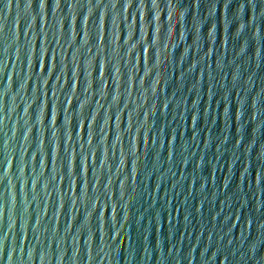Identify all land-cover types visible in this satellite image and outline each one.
I'll return each instance as SVG.
<instances>
[{
	"label": "water",
	"instance_id": "water-1",
	"mask_svg": "<svg viewBox=\"0 0 264 264\" xmlns=\"http://www.w3.org/2000/svg\"><path fill=\"white\" fill-rule=\"evenodd\" d=\"M0 264H264V0H0Z\"/></svg>",
	"mask_w": 264,
	"mask_h": 264
},
{
	"label": "clouds",
	"instance_id": "clouds-1",
	"mask_svg": "<svg viewBox=\"0 0 264 264\" xmlns=\"http://www.w3.org/2000/svg\"><path fill=\"white\" fill-rule=\"evenodd\" d=\"M158 18V17H157Z\"/></svg>",
	"mask_w": 264,
	"mask_h": 264
}]
</instances>
